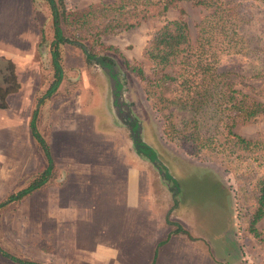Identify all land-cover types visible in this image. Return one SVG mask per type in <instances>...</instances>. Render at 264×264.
<instances>
[{
    "label": "rangeland",
    "instance_id": "1",
    "mask_svg": "<svg viewBox=\"0 0 264 264\" xmlns=\"http://www.w3.org/2000/svg\"><path fill=\"white\" fill-rule=\"evenodd\" d=\"M55 1L63 34L70 39L58 45L64 84L57 96L66 99L67 96L79 95L81 109H89L95 113L97 129H104L105 135L113 139L105 142L100 151L115 152L116 148H120L125 153L136 155L133 162L146 169L152 180L151 184H154L153 197L157 206L166 208V203L170 202V209H165V213L166 217L169 215L172 218L171 226L175 230L177 227L178 231L190 234L189 238L198 236L203 240L223 235L225 249L221 257L223 262L220 264H264V212L255 223L261 241L247 230L255 179L264 174V149H238L230 142H225L216 134L208 117L202 115L199 117L198 134L210 138V141L207 147H201L199 152L192 153L190 138L183 141L184 138L177 135L182 128L180 118L185 119L190 113L168 108L166 113L171 111L170 120L173 123L169 121L166 125L163 117L145 98L142 83L135 72L127 67V64L140 67L142 74L148 78L157 76L150 61L143 56V47L152 33L166 21L181 18L186 23L193 42L196 36L195 24L205 14V10L189 0H180L177 8L170 7L161 16L149 17L128 29L114 28L112 32L99 35L97 41H92L73 37L69 32L68 21L91 10L98 3L108 4L115 0ZM31 2L32 23L38 32H42V40L38 36L34 53L39 65L38 87L44 86L38 92L39 99L52 80L50 48L53 37L51 14L46 1ZM238 10L243 18H249L240 23L241 34L249 38V44L258 47L259 51L223 54L219 57L217 71L225 72L235 88L264 104V3L242 0ZM63 12L69 14L67 22L61 19ZM81 46L93 54L112 59L120 82L119 94L128 105L130 121L123 120L119 114L118 117L122 120L120 122L114 116L107 78L98 65L85 62ZM7 66L9 69L10 63L0 58L2 75L7 74ZM130 124L131 131L128 128ZM189 126L186 124L184 129L189 131ZM232 131L247 139H264V113L236 122ZM134 136L153 151L154 161L137 153L132 142ZM35 173L32 176L21 173L15 180L11 178V182L16 189H20L28 184ZM4 195L0 193V200L7 194ZM10 210L14 209L4 207L0 213L2 246L9 252H19L25 256L33 252H44V241L37 242L38 247H26L23 242L10 239L8 225L2 222ZM182 224L186 228L182 229Z\"/></svg>",
    "mask_w": 264,
    "mask_h": 264
},
{
    "label": "crops",
    "instance_id": "2",
    "mask_svg": "<svg viewBox=\"0 0 264 264\" xmlns=\"http://www.w3.org/2000/svg\"><path fill=\"white\" fill-rule=\"evenodd\" d=\"M38 36L31 0H0V58L12 65L16 83L1 100L0 193L18 189L11 178L32 176L48 166L28 127L33 110L51 160L43 187L0 208V213L4 207L14 209L2 220L10 239L26 247L44 241V252L25 256L0 247L41 264L222 263L224 236L203 240L174 231L166 222L172 219L165 213L170 202L166 208L157 206L154 184L146 169L133 162L135 154L120 148L100 151L113 139L97 129L93 111L81 109L79 95L58 98L63 77L52 95L37 98L44 89L38 87L34 58ZM0 264L19 263L0 254Z\"/></svg>",
    "mask_w": 264,
    "mask_h": 264
},
{
    "label": "trees",
    "instance_id": "3",
    "mask_svg": "<svg viewBox=\"0 0 264 264\" xmlns=\"http://www.w3.org/2000/svg\"><path fill=\"white\" fill-rule=\"evenodd\" d=\"M51 14L52 49L50 64L52 80L42 97H49L58 87L62 79V68L59 63L58 45L70 39L63 34L60 26L59 13L55 0H45ZM180 0H115L111 3H98L91 10L72 17L68 21L69 32L76 39L97 41L98 36L112 32L114 28L128 29L149 17L161 16L168 8H177ZM193 5L200 6L205 14L195 24L196 36L193 42L188 34L186 23L181 19L169 20L156 29L145 46L143 56L152 65L153 72L158 74L148 78L142 74L140 67L127 64L142 83L145 98L157 111L164 122L171 123V111L168 108L185 110L190 115L180 118L179 138H190L192 153L201 147H207L208 137L198 134L199 117L206 115L211 124L225 142H230L238 149L260 147L264 149V139H247L232 131L236 122L248 120L264 113V104L247 93L235 88L225 72L217 71L219 57L223 54L258 52L259 48L249 44V38L241 34L240 23L243 18L238 10L242 0H189ZM261 1L264 0H252ZM64 14V12H63ZM68 13L61 16L67 22ZM42 40V32L39 31ZM86 63L111 66L112 59L105 55H96L83 49ZM15 88V87H13ZM40 98V99H41ZM0 105L3 102L0 100ZM36 110H33L28 122L31 135L39 144L48 160V166L35 173L25 187L7 194L0 200V208L19 200L22 196L44 186L50 173L51 165L47 145L35 124ZM190 125L189 131L185 125ZM188 140V139H187ZM137 153L154 161L153 151L139 138L132 137ZM222 145V141L220 142ZM224 144V143H223ZM167 177L166 174H163ZM255 193L251 204L250 219L247 223L248 232L259 241V232L255 223L264 212V174L255 179ZM168 224L170 221L166 220ZM178 231L177 227L176 230ZM0 254L19 264H41L18 258L0 247Z\"/></svg>",
    "mask_w": 264,
    "mask_h": 264
},
{
    "label": "water",
    "instance_id": "4",
    "mask_svg": "<svg viewBox=\"0 0 264 264\" xmlns=\"http://www.w3.org/2000/svg\"><path fill=\"white\" fill-rule=\"evenodd\" d=\"M81 47H82V49H85L83 46H81ZM99 68L102 70L103 74L107 78L108 93H109L110 100L112 103V110H113L114 116H116L120 122L122 121V120H120L121 116H122L123 120L130 121L131 116H130L129 111H128V105L125 104L123 96L121 94H119L118 87H119L120 82H119V79L117 77L116 66L113 64L109 67L100 65ZM117 92H118V94H117ZM118 115L120 117H118ZM123 124H125V123H123ZM128 128L131 131L132 125L131 124L128 125Z\"/></svg>",
    "mask_w": 264,
    "mask_h": 264
},
{
    "label": "flooded vegetation",
    "instance_id": "5",
    "mask_svg": "<svg viewBox=\"0 0 264 264\" xmlns=\"http://www.w3.org/2000/svg\"><path fill=\"white\" fill-rule=\"evenodd\" d=\"M51 49H52V46H51L50 50ZM59 63L61 65L60 59H59ZM87 64H90V63H87ZM93 64H96V63H93ZM96 65L100 66L99 64H96ZM62 77H63V72H62ZM0 81H1V85H0V100H2L3 99V95L6 92H8V91L13 90L14 89L13 87L16 86L15 76L13 74V68H12L11 64L9 66V69H8V66H7V74L2 75L0 73ZM117 94H118V92H117ZM0 107H3V105H0Z\"/></svg>",
    "mask_w": 264,
    "mask_h": 264
}]
</instances>
